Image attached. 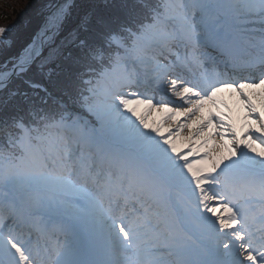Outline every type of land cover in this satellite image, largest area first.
<instances>
[{
	"label": "snow or ice",
	"instance_id": "6c2138e0",
	"mask_svg": "<svg viewBox=\"0 0 264 264\" xmlns=\"http://www.w3.org/2000/svg\"><path fill=\"white\" fill-rule=\"evenodd\" d=\"M0 264H264V0L52 3L0 62Z\"/></svg>",
	"mask_w": 264,
	"mask_h": 264
},
{
	"label": "rangeland",
	"instance_id": "374dc122",
	"mask_svg": "<svg viewBox=\"0 0 264 264\" xmlns=\"http://www.w3.org/2000/svg\"><path fill=\"white\" fill-rule=\"evenodd\" d=\"M55 0H40V6L36 9H28V2L27 0H6L3 2V0H0V11L1 9H4L6 13H10V17L13 16V19L11 21V24L8 25L7 22H1L0 21V27H5L10 29V32L8 35L12 39V46L7 49L6 52L0 53V62H3L4 59L11 55H15L19 53L24 46L27 44H24L25 37H27L32 31L35 24H43L45 18L48 15L49 6L54 3ZM59 1V0H56ZM79 2V0H77ZM94 2L100 6H102L105 2V0H94ZM13 10V12H12ZM1 15V13H0ZM42 26V25H41ZM40 26V27H41ZM39 28H37L35 31H33L32 39L35 37L36 33L38 32ZM66 35V32H65ZM63 36L61 37V39ZM59 42V40H58ZM29 44V43H28ZM40 75L34 74L31 75V78L38 81ZM223 95H226L224 93ZM226 99L231 100L230 103L232 104L233 108L237 111L239 115H244L247 112V109L244 108L239 101L236 99L234 95L227 94ZM142 111H146V109L142 108ZM160 114L153 112V118H157ZM178 119H183V117H179ZM186 135V132H185ZM257 213L260 211V208L257 207Z\"/></svg>",
	"mask_w": 264,
	"mask_h": 264
},
{
	"label": "trees",
	"instance_id": "16d2710c",
	"mask_svg": "<svg viewBox=\"0 0 264 264\" xmlns=\"http://www.w3.org/2000/svg\"><path fill=\"white\" fill-rule=\"evenodd\" d=\"M6 1V0H3V2ZM28 2V9H33V10H36L39 6H40V0H27ZM13 12V10H12ZM1 15H0V21L1 22H7L8 25L11 24V21L13 19V16L10 17V13H6V11H4V9H1L0 11ZM40 24H35V26L32 28L33 30L30 31L29 35L27 37H25V40H24V44H28L29 41L31 40L32 36H33V31H35L38 27H39ZM40 75V79H38V82L41 83V84H45L47 85L49 88L52 87V83L46 79L43 75L39 74ZM30 94H31V90H30ZM42 95V94H41Z\"/></svg>",
	"mask_w": 264,
	"mask_h": 264
},
{
	"label": "bare ground",
	"instance_id": "6f19581e",
	"mask_svg": "<svg viewBox=\"0 0 264 264\" xmlns=\"http://www.w3.org/2000/svg\"><path fill=\"white\" fill-rule=\"evenodd\" d=\"M45 23V22H44ZM44 25V24H43ZM43 25L41 26V28L43 27ZM40 28V29H41ZM40 31V30H39ZM38 31V32H39ZM226 94H228V93H226ZM229 100V99H228ZM231 100H229V102H230ZM186 134H187V131H186ZM178 147H183V142L181 141V142H178Z\"/></svg>",
	"mask_w": 264,
	"mask_h": 264
}]
</instances>
